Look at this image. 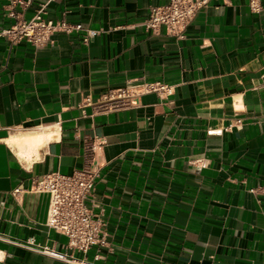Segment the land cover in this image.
<instances>
[{
	"label": "crops",
	"instance_id": "crops-1",
	"mask_svg": "<svg viewBox=\"0 0 264 264\" xmlns=\"http://www.w3.org/2000/svg\"><path fill=\"white\" fill-rule=\"evenodd\" d=\"M20 1L26 20L45 7L84 30L42 48L0 37V264H64L44 248L95 264H264V0H208L181 39L141 25L169 0ZM11 10L0 0V31ZM155 83L170 94L145 93ZM127 85L131 106L108 111ZM41 131L54 137L38 155L8 142ZM92 143L86 204L105 227L84 255L33 187L83 169Z\"/></svg>",
	"mask_w": 264,
	"mask_h": 264
},
{
	"label": "built area",
	"instance_id": "built-area-1",
	"mask_svg": "<svg viewBox=\"0 0 264 264\" xmlns=\"http://www.w3.org/2000/svg\"><path fill=\"white\" fill-rule=\"evenodd\" d=\"M208 0H169L162 6H152L148 17L141 22L147 30L158 34L163 29L169 35L179 39L185 37L187 27L194 21L199 11L207 5ZM261 0H249L251 9L258 12L261 9ZM12 10L9 17L14 22L0 31V37L7 38L16 44L22 41L30 43L35 48H42L53 43V36L58 33L71 34L83 29L81 24H71L66 20L54 21L44 17L45 7H42L32 18L26 20L23 15L15 13L13 7L20 0H9ZM84 43L98 32L85 30ZM155 92L160 95H169L171 88L161 84H149L145 93ZM137 90L133 85L110 90L104 96L105 108L117 110L131 106V99L136 97ZM96 155L95 143L88 144L85 148V166L75 171L72 175L51 173L36 182L33 191L45 193L50 196V206L46 224L49 228L66 236L68 248L72 251L86 255L94 246L103 243L104 221L94 216L87 206L91 198L99 169L94 168ZM15 193H18L16 191ZM43 252L61 260L64 264H95L85 256L77 257L74 254H58L44 248Z\"/></svg>",
	"mask_w": 264,
	"mask_h": 264
},
{
	"label": "bare ground",
	"instance_id": "bare-ground-1",
	"mask_svg": "<svg viewBox=\"0 0 264 264\" xmlns=\"http://www.w3.org/2000/svg\"><path fill=\"white\" fill-rule=\"evenodd\" d=\"M53 137L54 134L51 131H41L29 135L16 136L8 142L13 148L18 150L19 156L23 158L34 154L38 155L39 149L52 140Z\"/></svg>",
	"mask_w": 264,
	"mask_h": 264
}]
</instances>
